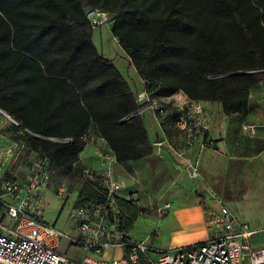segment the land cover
<instances>
[{
  "label": "trees",
  "instance_id": "obj_1",
  "mask_svg": "<svg viewBox=\"0 0 264 264\" xmlns=\"http://www.w3.org/2000/svg\"><path fill=\"white\" fill-rule=\"evenodd\" d=\"M90 9L110 15L151 97L182 91L247 113L264 79V0H0V109L15 121L14 140L48 165L72 170L90 130L119 163L153 153L135 93L93 41ZM87 197L129 211L118 227L128 241L130 201L104 188Z\"/></svg>",
  "mask_w": 264,
  "mask_h": 264
},
{
  "label": "built area",
  "instance_id": "obj_2",
  "mask_svg": "<svg viewBox=\"0 0 264 264\" xmlns=\"http://www.w3.org/2000/svg\"><path fill=\"white\" fill-rule=\"evenodd\" d=\"M87 17L97 28L109 21L107 12L90 9ZM143 82V81H142ZM144 84V83H143ZM137 100L138 113L152 111L160 124H168L171 136L154 142L157 149H167L182 165L188 176L197 179L200 175V153L206 147L215 145L209 135L208 124L204 120L203 106L200 100L185 97L180 99H164L162 97H146L145 89L139 92ZM15 123V121L12 119ZM244 129L254 132L255 124H245ZM192 153V154H191ZM100 169V185L108 196L116 195L124 186V181L114 175L112 161L114 155H104ZM48 163L40 161L32 174L28 176L24 193L16 202L7 201L6 195H13L17 190V182L7 179L2 182L3 194H0V205L11 224L0 220V261L6 264H264V246H253V234L264 228L251 229L240 221L223 203L218 208L205 207L206 225L209 238L204 241L183 245L170 250H153L144 241H125L123 231H110L102 223L94 220L92 214L83 206L77 208L80 235L73 237L57 229L40 217L39 213L30 214L28 206L35 198L41 206L39 195L34 196L39 187L46 186L50 177ZM21 191V190H20ZM18 196V195H17ZM16 196V197H17ZM111 205V204H110ZM113 207V206H112ZM66 239L69 245L91 249L93 255L81 259L73 258L58 249V241ZM108 247L124 250V254L110 259L101 258V251Z\"/></svg>",
  "mask_w": 264,
  "mask_h": 264
},
{
  "label": "rangeland",
  "instance_id": "obj_3",
  "mask_svg": "<svg viewBox=\"0 0 264 264\" xmlns=\"http://www.w3.org/2000/svg\"><path fill=\"white\" fill-rule=\"evenodd\" d=\"M110 26L109 15V21L95 28L93 41L104 56L113 60L120 72L130 81L132 89H135L136 82L133 81L129 72L132 64L127 54L113 39L112 33L110 34ZM99 28L101 34L97 33ZM143 90L142 83L139 92ZM139 92L135 94L136 97L139 96ZM146 97L151 96L146 92ZM143 100L138 99L139 104ZM148 113L149 111H145L143 115L147 117ZM11 123H13L12 118L0 111V184L7 179L17 182V190L13 195L4 196L7 201L16 200V196L24 188L35 165L43 161L37 152L29 151L22 141L15 140V144L12 143L11 140L16 133L11 129ZM159 128L161 139L171 136L168 124L159 123ZM170 161L171 159L167 157L160 161L144 160L143 163L136 164L130 169L131 171H128L129 177L136 178V185L132 187L128 185V180L119 178L124 181L125 186L116 194L130 201L136 209L132 226L127 229V233L130 230L128 234L130 239L144 241L150 247V254L153 256L157 254L153 250H170L207 237L205 225L201 221L203 212H198L193 207H202L201 202L205 200V196L197 188L196 179L190 178L186 170L171 165ZM46 168L50 177L46 188L41 190L42 195H39L42 200L41 217L50 224H54L57 229L64 232L71 230L74 225H79L76 210L80 206L89 213H93L92 218L110 231H119V225H126L131 218L129 211L125 209L111 207L110 210L106 205L87 197L94 189H103L100 185V169L75 166L72 170L64 172L51 164ZM1 191L0 194H3L4 190ZM197 193H200L202 197ZM0 208H2L1 205ZM247 224L254 229L249 223ZM257 233L251 238L253 246H264V235ZM63 245L60 244L58 249L61 250ZM71 247L78 252L85 250L80 246L72 245ZM110 248L113 250L105 249V255H102L104 259L117 255L119 248Z\"/></svg>",
  "mask_w": 264,
  "mask_h": 264
},
{
  "label": "crops",
  "instance_id": "obj_4",
  "mask_svg": "<svg viewBox=\"0 0 264 264\" xmlns=\"http://www.w3.org/2000/svg\"><path fill=\"white\" fill-rule=\"evenodd\" d=\"M97 33L101 34L100 28L97 29ZM112 37L117 42V39L113 35ZM126 65L128 67V63ZM129 72L131 73L130 75L133 81L136 82V88L132 89L136 94L141 90L143 82L133 66L132 69H129ZM126 80L131 86L130 81L128 79ZM177 97L182 98L187 96L182 91H177L170 96L162 98L174 99ZM200 101L203 106L202 116L209 127L208 133L215 141L214 146L206 147L200 153V175L196 179V185L205 196V200L201 202L202 207L193 206L198 212H203L201 221L205 225L207 237L183 245L204 241L209 238V230L206 227L205 207L207 206L216 209L223 203L240 221L249 223L254 229H259L264 226V79L251 88L247 113L244 115L239 113L226 115L217 102ZM146 111H149L147 117L143 115L145 112L141 116L149 139L153 144V153L143 159L134 161L129 160L122 163L116 160L112 161L115 177L128 180V185L132 187L136 185V178L134 176L129 177L128 171H131L130 169L136 164L143 163L144 160L160 161V159L168 157L171 159V165L184 169L167 149H157L155 147L154 142L161 139L159 123L152 111ZM245 124H255L254 132L244 129L243 125ZM84 138L86 139V145L79 153V159L75 162L74 167L101 169L104 155L113 156L111 149L106 141L102 137L94 134L92 130L87 131ZM11 141L15 144L14 139ZM44 187L46 188V186ZM44 187H39L35 191L34 196H41L43 192L41 190ZM1 190L2 182L0 184V192H2ZM23 193L24 188L19 192L16 200H12L11 202H16ZM3 196H6V194L4 193ZM30 200L31 204L28 206L29 213H39L41 217L40 205L35 198ZM248 211L250 212L249 214L247 213ZM0 220L11 224V219L5 215L3 208L0 209ZM64 232L70 236L78 237L80 235L79 225H74L71 230H65ZM128 234H130V230ZM60 244L63 245L61 250L73 258L81 259L84 256L93 255L94 253L91 249L87 248L78 252V250L71 247L72 245H69L66 239L58 241V247ZM105 249L107 251L113 250L110 247ZM105 249L99 255L101 258H103L102 255H105ZM123 254L124 250L119 248L115 257Z\"/></svg>",
  "mask_w": 264,
  "mask_h": 264
},
{
  "label": "water",
  "instance_id": "obj_5",
  "mask_svg": "<svg viewBox=\"0 0 264 264\" xmlns=\"http://www.w3.org/2000/svg\"><path fill=\"white\" fill-rule=\"evenodd\" d=\"M0 111H2V110L0 109ZM2 112H3L6 116L10 117V116L7 115L4 111H2ZM10 118H11V117H10ZM0 264H6V263L0 261Z\"/></svg>",
  "mask_w": 264,
  "mask_h": 264
}]
</instances>
